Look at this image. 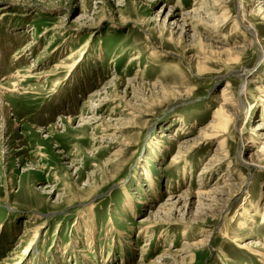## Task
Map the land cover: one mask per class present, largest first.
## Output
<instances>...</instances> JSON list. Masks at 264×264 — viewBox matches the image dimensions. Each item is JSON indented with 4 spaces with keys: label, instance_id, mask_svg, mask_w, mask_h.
<instances>
[{
    "label": "rangeland",
    "instance_id": "374dc122",
    "mask_svg": "<svg viewBox=\"0 0 264 264\" xmlns=\"http://www.w3.org/2000/svg\"><path fill=\"white\" fill-rule=\"evenodd\" d=\"M209 2L0 0V86L22 76L0 103V264L264 263V0ZM226 173L223 213L156 223Z\"/></svg>",
    "mask_w": 264,
    "mask_h": 264
},
{
    "label": "bare ground",
    "instance_id": "6f19581e",
    "mask_svg": "<svg viewBox=\"0 0 264 264\" xmlns=\"http://www.w3.org/2000/svg\"><path fill=\"white\" fill-rule=\"evenodd\" d=\"M200 1H203V3L198 4V5H200L199 8L197 10L191 11L192 13L189 12L190 13L189 15H191V16L192 15H194V16L195 15L196 16L198 15L200 17L203 14H210V12H214V11L217 10V5L218 4H212L211 5V3L209 2V0H200ZM257 11H259V13L264 12V4L261 5L260 7H258V10ZM189 15H186L185 13H182L179 16V18L184 23V22H187V18L190 17ZM223 22L224 23H228L227 20H226V18H224ZM202 23L203 24H209L208 22H203V21H202ZM209 25L211 26V24H209ZM188 27L190 29H193L195 31L200 26L190 23L188 25ZM243 29H244V33L246 34V38L251 41V44H253L254 42L257 41L258 36H257V34H256V32L254 31L253 28L249 30V29H247V28L244 27ZM43 34H44V32H43ZM134 60H136V59H134ZM60 67L61 66H56V68H54V70H58ZM49 74L46 73L45 76H49ZM20 76L21 75L15 76V78L11 82H13L15 79H16V81L13 82V83H10L9 86L8 85L6 87H5V85L4 86L3 85L0 86V103H2V100H3V98L5 97L6 94H8V93H15V92H18L20 90V83H21L20 78H22V76L21 77ZM226 95H227V93H225V92H224V94L221 95L222 96L221 101H222V103H224V105L221 106L222 108H226L227 107V103L229 102V100L226 98ZM96 97H98V95H93L90 98L91 99V102ZM230 106H232V105H230ZM236 113L238 114V112H236ZM231 115H233V114H231ZM235 116H236V114H235ZM230 118L227 115H225V114L220 115V118H218L217 121H216V126H219V127L222 126L220 128L222 130H224V128H225V126H227V122H228V120ZM3 121H4V118L2 117V121H0V132L2 131L1 129H2L3 125H4V122ZM90 121H93V120H90ZM229 121H232V120H229ZM67 122L68 123H73L71 120H68ZM107 130H103V131L104 132H107ZM210 131H211L210 133H206V134H204V136L202 135V137L200 138L199 141L203 140L204 142H206V141L212 142L214 140L219 139L222 136V134H223V133L220 134L219 133V130L217 131V129H216V131H213V132H212V130H210ZM257 134H258L257 135L258 138L259 137H262V139L264 140V133H262V132H260V130H258V133ZM197 142H198V140L197 141L190 142V143L189 142L184 143V146L179 147V153L178 154L181 155L180 151H182V152L184 151L185 152L186 150H188V148L194 147ZM199 145H201V144H199ZM224 145H225L224 140L218 142L217 149L215 150V152H216V154H218V155L220 154L223 157L222 158L221 157L220 158H217L214 155L212 157V159H214V161H212L213 163L210 162L208 164H205L207 167L204 168V173H207V172L211 173L213 170H216L215 167H217V166L221 165L222 163L228 161L227 160V152H226V149H225L226 146L224 147ZM247 164L250 165V166H255V164L252 161L248 162ZM256 166L259 167L258 165H256ZM228 168H230V166H228ZM205 170L207 172H205ZM227 174L228 173H226L225 176H223L225 178H223L222 176H220V177H222V179H225L223 181V183H222L223 184V187H219V184L217 183L216 184L217 187L214 190H212L211 192H208L206 194H204V193H198L196 195L186 194V195H179V196H176V197L173 196L172 198L170 197V200H168L166 204L159 206V208H158L159 210L158 211H160V213L157 212V214H155V216H154V218L157 219L156 220V223L159 222V220H158L159 218H162L160 220H162L163 222H165V221L166 222L167 221L168 222H171L172 220H174L173 219L174 217L175 218L179 217L181 219V221H178L177 220V222H178L177 224H179V225H186V226H194L195 224H191V223L184 222L185 219L183 218L185 215L188 214V210H187L188 206L189 205H192V204H197V207H198V210L196 212V217L204 216V218H205L206 215L208 216V214L213 215V214H216V213H218V214L219 213H223L227 209V205L229 204V202L231 201V199L233 197L232 194L237 189L236 186L230 184L231 183V176H227ZM218 182H220V181H218ZM191 196L194 199V201H192V202L189 199ZM189 202H191V203H189ZM126 206H127V208H131L132 207V203L128 201V203L126 204ZM169 218H171V221H169ZM149 228L150 227L143 226L141 228V231L142 232H146ZM203 242L186 246V248L184 249V251H185L184 253L185 254L189 253L190 252L189 250H191L193 247H197L200 244H203ZM260 263L264 264L262 261Z\"/></svg>",
    "mask_w": 264,
    "mask_h": 264
}]
</instances>
